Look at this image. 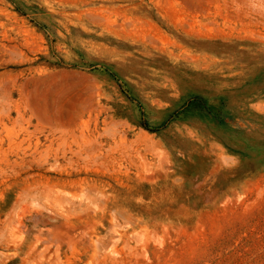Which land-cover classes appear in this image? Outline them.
<instances>
[{
  "label": "rangeland",
  "instance_id": "rangeland-1",
  "mask_svg": "<svg viewBox=\"0 0 264 264\" xmlns=\"http://www.w3.org/2000/svg\"><path fill=\"white\" fill-rule=\"evenodd\" d=\"M263 70L264 0H0V264H264Z\"/></svg>",
  "mask_w": 264,
  "mask_h": 264
},
{
  "label": "trees",
  "instance_id": "trees-1",
  "mask_svg": "<svg viewBox=\"0 0 264 264\" xmlns=\"http://www.w3.org/2000/svg\"><path fill=\"white\" fill-rule=\"evenodd\" d=\"M261 72H263V74H260L255 79L249 81L250 85H253L254 83H256V81L261 80V77L264 75V70ZM254 94L256 93H250L246 96V99H251ZM198 103L204 109V111H206V115L210 119H213L219 124L226 126V128L229 129L234 135V139H232L231 141L232 143H227L226 141H223L229 152L240 156L243 161H248L249 158H253L252 156L250 157V155L244 153V151H241L240 149L241 142L238 141V138L240 137L239 135L242 134V131L240 129H233L232 127V122L239 118L238 114H236V111L232 109V107H230L228 103L221 102L219 105H213L212 102L204 100L203 97L198 100ZM143 127L151 132L153 131V129L148 124H144ZM258 156L264 158V150L262 151V153H259Z\"/></svg>",
  "mask_w": 264,
  "mask_h": 264
}]
</instances>
